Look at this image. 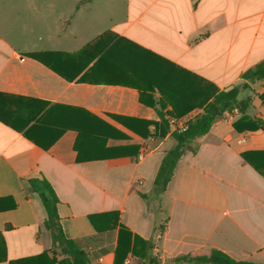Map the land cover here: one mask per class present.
I'll return each mask as SVG.
<instances>
[{"label":"crops","instance_id":"1","mask_svg":"<svg viewBox=\"0 0 264 264\" xmlns=\"http://www.w3.org/2000/svg\"><path fill=\"white\" fill-rule=\"evenodd\" d=\"M92 1L67 2L63 14L57 1L0 0V117L15 127L0 121V264L52 245L29 183L40 177L59 201L64 236L80 246L88 264H179V256L212 249L264 264V176L254 168L264 172V79H242L264 60V0H121L111 4L103 30L73 47L75 25L83 22L86 31L100 22L81 21ZM53 28L70 35L69 47L53 44ZM104 32L216 91L239 87L237 99L249 98L243 114L224 112L184 150L161 193L154 179L175 145L172 128L162 138L151 136L160 95L140 94L131 76H144L146 61L135 67L118 58V50L105 56L108 48H84ZM29 99L48 104L38 120H28L36 111ZM200 112L194 107L178 120ZM259 121V128H247ZM142 150L144 158L134 162ZM107 212H116L128 233L119 242L118 226L98 232L88 219Z\"/></svg>","mask_w":264,"mask_h":264},{"label":"trees","instance_id":"2","mask_svg":"<svg viewBox=\"0 0 264 264\" xmlns=\"http://www.w3.org/2000/svg\"><path fill=\"white\" fill-rule=\"evenodd\" d=\"M90 47L108 48L104 54L105 56L110 52L117 53V50L118 53H120L119 51H124L120 55L117 53V57L132 61L130 65H134L135 67L136 65L139 66L140 62H147L148 70L144 76L140 75L142 73L138 71L136 73L135 71L131 72V76L135 77V80L138 81L137 87L140 94L148 90L151 92L157 91L160 95L159 102H157L159 109L156 110L158 120L152 123L154 125V131L151 136L154 139L164 137L169 131V117L178 119L190 109L201 107V112L189 119L185 123L183 130L171 132L175 140V145L164 154L157 170L154 179V190L156 193H161L165 189L172 177L176 162L184 150L193 141L205 135L216 119L220 118L224 112H229L234 108L243 114L248 106L249 98L237 99L239 87H233L226 91H216L214 86L203 82L202 79L182 69L172 67L168 62H165L150 51L140 48L124 38H117L116 35L110 32H104L94 42L84 48ZM31 56L36 58L35 54H31ZM50 67L59 73V70L54 66L50 65ZM135 67L132 66V68ZM242 79L248 83L264 79V60L247 69L242 74ZM259 99L264 105V93L259 95ZM28 101L34 103L36 106L35 115L28 118L29 121H34L41 115L48 104L38 100L29 99ZM146 104L152 107L155 106L152 102H146ZM166 104L171 108L170 112L162 111ZM246 118V116H242L240 119L243 120ZM0 121L15 128L8 122H5L1 117ZM261 123L260 121L250 123L247 125V128H259ZM233 127L236 130L240 129L237 122L233 123ZM23 134L28 136L25 132ZM142 136L145 135L142 134ZM242 158L248 162L249 154H243ZM78 161H81V158H78ZM254 168L264 176V172L259 170L257 166L254 165ZM29 183L45 211L43 226L49 232L52 245L48 250L37 255L10 260L8 264H88L85 252L75 241L67 239L62 232L57 214L59 201L51 185L43 177L31 179ZM88 219L98 232L113 229L118 226V242L120 238L128 234L124 227L118 224V215L116 212L94 214L88 216ZM4 251V241L0 234V261L5 260ZM59 254L64 255V257L58 260L56 256ZM175 261L179 264H257L249 261L235 260L216 249L210 250L206 255L179 256L175 258Z\"/></svg>","mask_w":264,"mask_h":264},{"label":"rangeland","instance_id":"3","mask_svg":"<svg viewBox=\"0 0 264 264\" xmlns=\"http://www.w3.org/2000/svg\"><path fill=\"white\" fill-rule=\"evenodd\" d=\"M52 1L54 2L57 1L59 3H62V5H58L56 7L61 8L62 11L60 13L64 14V4H66L67 2H71L72 0H52ZM120 1L121 0H93L90 6H85V8L82 11L81 21L88 20L89 22H91L92 20H100V22L98 21L99 23H97V25H95L94 27H91V29L89 30L87 29L86 31H85V28L83 30V27H84L83 22L79 23V26L75 25L72 31L79 32V40L73 43V47L74 45H78V43L79 45L83 44L84 42L89 40L91 37H93L98 31L103 30L106 27L105 25L107 23L105 21L106 20L105 18L108 15L111 16L113 14L110 8L111 4L113 3V4L118 5ZM53 25L55 26L54 23ZM68 40H70V35L68 33H64V31L53 28L52 30L53 44L60 41V42H64V47H69L70 44H67L69 42ZM58 47H62V46H58Z\"/></svg>","mask_w":264,"mask_h":264},{"label":"built area","instance_id":"4","mask_svg":"<svg viewBox=\"0 0 264 264\" xmlns=\"http://www.w3.org/2000/svg\"><path fill=\"white\" fill-rule=\"evenodd\" d=\"M169 121V126L172 128V131H181L185 128V123L183 121H179L178 119L169 117L168 118ZM145 156V150H142L140 153H138L136 155V157L134 158V162H139L141 161Z\"/></svg>","mask_w":264,"mask_h":264}]
</instances>
